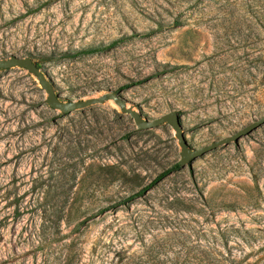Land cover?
<instances>
[{
	"label": "rangeland",
	"instance_id": "374dc122",
	"mask_svg": "<svg viewBox=\"0 0 264 264\" xmlns=\"http://www.w3.org/2000/svg\"><path fill=\"white\" fill-rule=\"evenodd\" d=\"M12 56L102 101L0 70V264H264V124L128 201L179 146L121 111L177 112L194 149L262 117L264 0H0Z\"/></svg>",
	"mask_w": 264,
	"mask_h": 264
},
{
	"label": "water",
	"instance_id": "95a60500",
	"mask_svg": "<svg viewBox=\"0 0 264 264\" xmlns=\"http://www.w3.org/2000/svg\"><path fill=\"white\" fill-rule=\"evenodd\" d=\"M15 67L24 69L29 73L35 75L38 80V83L46 93V102L48 106L54 110L60 111L63 114H69L73 111L86 108L102 101L101 98H87L85 100L63 102L55 94L52 84L48 81L46 76L43 74L40 68L32 61L31 58L12 56L7 59H0V70L11 69ZM107 95L109 98H114V95L112 93H108ZM119 104L122 105L121 102H119ZM121 111L131 117L138 131L152 129L162 124L170 125L175 131V137L177 138V143L179 146L178 163L181 167L189 165L194 159L198 158L199 156H202L203 154L213 149L218 148L221 145L238 141L240 138L252 133L264 124L263 115L259 119L253 121L252 123L236 131L230 136L212 142L211 144H208L201 148L194 149L189 146L185 137L183 136L180 117L177 112L173 111L158 118L148 120L144 118L138 111L134 110L132 107L122 106Z\"/></svg>",
	"mask_w": 264,
	"mask_h": 264
},
{
	"label": "trees",
	"instance_id": "16d2710c",
	"mask_svg": "<svg viewBox=\"0 0 264 264\" xmlns=\"http://www.w3.org/2000/svg\"><path fill=\"white\" fill-rule=\"evenodd\" d=\"M114 44H115V42H112L111 44H109L108 46H106L104 48H98V47L91 48V49H88V50H84L81 53H84V54H92V53H95V52H98V51H103V50L109 49ZM180 167H181L180 164L179 163H176L172 168H170L168 170H165L162 173H160L150 184H148L147 186H145L144 188H142L138 193H136V194L128 197L126 200L129 201L132 198H134L135 196H142V195H144L149 189H151L154 185H156L162 178H164L165 176H167L168 174H170L172 171H175V170L179 169Z\"/></svg>",
	"mask_w": 264,
	"mask_h": 264
}]
</instances>
